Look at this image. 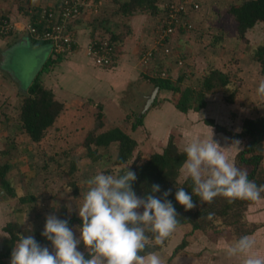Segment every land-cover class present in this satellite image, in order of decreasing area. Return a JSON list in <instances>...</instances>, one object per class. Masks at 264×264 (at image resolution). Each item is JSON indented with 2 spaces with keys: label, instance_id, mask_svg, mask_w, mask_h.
<instances>
[{
  "label": "rangeland",
  "instance_id": "1",
  "mask_svg": "<svg viewBox=\"0 0 264 264\" xmlns=\"http://www.w3.org/2000/svg\"><path fill=\"white\" fill-rule=\"evenodd\" d=\"M169 1L172 0H156L155 5L162 8ZM190 1L198 5V9H190L187 12V21L191 28L186 34L184 33L185 35H173L175 36L174 40L172 38L173 42L166 46L169 48V54H165L163 49L158 48L155 51V60L151 65L149 64L145 72L148 77H167L172 82L182 76L181 89L185 87L197 89L203 76L210 69H217L227 74L228 85L225 88L206 93L205 107L197 112H187V122L180 121L181 113L176 109L171 110L172 114L170 110L160 111L161 108L157 110L164 101L174 105L178 97L169 91L158 90L153 101L154 105L152 103L144 113H142L143 109H137L135 114H128L124 121L116 120L112 114L111 119L107 120L108 122L104 126H98L99 120L95 119L89 130L84 126L69 125L70 128L64 130L66 132H63V121H59L56 128L45 132L39 143L29 146V151L31 153L34 151L35 154L31 159L27 158L28 155L19 154L16 150V152L12 151L20 148L21 145L26 146L28 137L21 129L19 122L20 95L15 87L11 89L8 86L10 82L7 79L10 77L18 79L22 83L20 87L26 89L44 63L48 46H39L34 49L12 48L10 52L2 56L5 58L3 61L0 60V62L2 61L0 75L5 74L8 77H0V151L10 147L12 152L1 153L0 162L10 165L6 177L13 186L15 197H9L0 188V202L4 204L3 212L7 213L6 219L14 217L15 221L17 220V223H10H16L18 226L16 232L18 236L29 234L34 236L35 231L45 226V217L49 214H55L59 218L61 214L78 217L75 208L82 202L83 194L88 188L86 181L90 177L99 172L117 174L119 170L125 171L128 167L132 170L148 159L151 154L161 153L170 136L181 151L188 143L187 141L190 142V139L210 138L211 130L214 140H219L222 145L227 143L230 146L231 141L236 139H232L224 133H217L212 126L204 124L205 119L213 120L215 124L230 132H239L243 119L264 116V98L259 97L256 92L259 83L264 80V76L260 73L259 63L253 58L254 50L264 40L263 24H255L240 38L228 10L231 6H237L245 0ZM104 2L97 23L93 24L95 27H99L102 34L107 36L112 34L118 40L132 36V44L139 47V52L157 47L154 43L159 34V27L156 26L159 17L156 10L144 8L125 17L117 13L119 6L113 0H104ZM51 3L53 0L48 5ZM80 22L81 20L78 22V31H81ZM178 61L181 64H178ZM139 64L142 66L141 62ZM5 84L6 86H4ZM154 88L155 86L150 83L145 98L150 97ZM19 92L21 93V91ZM231 100L232 102L229 103ZM78 114L81 115L79 112ZM96 114L93 113L95 118ZM151 114L152 117L151 120L148 118L147 128L145 126V128L137 127L134 131L131 130L130 124L138 116L144 115L147 118L146 115ZM181 119L183 120L182 117ZM101 120L103 119H100V123ZM116 123L129 132L130 138L136 142L131 158L127 163L116 166L114 160L118 153V146L112 143L106 148H95L94 145H91V149L97 155V160L93 161L87 156V150L83 144L87 133L98 134L100 130L104 131L112 126L110 124ZM189 123L191 124L189 133L182 131L184 128L179 129L173 126L174 124L189 125ZM168 126L173 128L167 132L165 129ZM163 132L167 135H164ZM239 141L241 147L232 146L229 148V156L233 160L237 152L244 147V141ZM18 163L24 165V176L18 173L19 170L16 167ZM237 167L245 169L247 172L251 169L244 166ZM258 168L264 170V158ZM18 176L24 177L23 183L18 182ZM184 180L185 177L179 172L177 182L182 183ZM30 196H33L34 199L31 201L26 199L24 204L19 202L20 198ZM18 210H23L25 217L23 213L12 215V212ZM8 214L11 215L8 216ZM4 224L2 222L0 226ZM224 224L222 219L217 218L213 228L208 227L192 234H189L190 226L177 227L165 240L163 246L158 245L159 250L155 252L160 253L166 264H241L240 259H229L225 249L230 243L243 236V232H246L250 233L248 235L256 241L253 251L264 255V194L261 200L245 205L241 209L239 225ZM14 228H12L13 231ZM2 229L0 227V248L4 242V234L7 233ZM72 229L78 237V227L73 226ZM6 237H9V234ZM182 242L185 243V246L175 252L176 247H179ZM150 244L155 245L154 243ZM47 247L50 251L52 250L51 245ZM5 249L6 247L1 251ZM79 250L84 253L87 251L81 244ZM0 264H9V262L4 260L0 261Z\"/></svg>",
  "mask_w": 264,
  "mask_h": 264
},
{
  "label": "clouds",
  "instance_id": "2",
  "mask_svg": "<svg viewBox=\"0 0 264 264\" xmlns=\"http://www.w3.org/2000/svg\"><path fill=\"white\" fill-rule=\"evenodd\" d=\"M256 92L264 98V80ZM232 146L241 147V142L233 140L230 146L222 145L213 139L212 130L210 138L194 139L184 146L186 158L179 172L192 180L193 187L191 194L183 187L177 188L175 200L185 211L197 206L193 196L204 203H211L216 197L229 202L262 199L264 185L250 181L247 170L236 166L229 156ZM136 180V172L129 167L122 175L99 172L90 177L82 202L75 208L82 221L77 229L79 236L69 227L68 219L49 214L41 235L51 243L52 250L39 244L31 234L20 235L10 264H166L159 252L145 250L150 243L163 246L178 226L176 208L168 199L172 190L157 196L161 186L153 184L147 194L139 197L133 190ZM214 216L209 212L207 219ZM255 243L252 236L243 235L226 247V255L240 259L241 264H264V255L253 251ZM80 244L87 250L88 258L79 250Z\"/></svg>",
  "mask_w": 264,
  "mask_h": 264
},
{
  "label": "trees",
  "instance_id": "3",
  "mask_svg": "<svg viewBox=\"0 0 264 264\" xmlns=\"http://www.w3.org/2000/svg\"><path fill=\"white\" fill-rule=\"evenodd\" d=\"M183 1V0H181ZM92 5H97V12L82 15L83 18L89 24L85 27L88 29V39L92 40L96 46L101 45L103 42L108 43L113 47V63L110 65H94L102 68H112L117 63V57L119 54V46L123 39H115L114 35L110 36L102 34L99 27H95L93 24H96L100 17V12L102 10L104 0H90ZM117 4L118 11L117 13L122 16H129L138 10L144 8H150L151 10H156L157 16L162 15L164 7L158 8L156 0H113ZM169 2H174L169 1ZM167 2V3H169ZM44 7L31 8L29 13V19L36 18L39 11ZM228 14L233 18L236 32L238 37L242 38L244 33L253 28L255 24L262 23L264 26V0H245L237 6H231L228 10ZM87 15V16H86ZM179 17L187 18V14H179ZM0 19H6L11 21L9 17L4 15L0 11ZM13 22V21H12ZM33 22V21H32ZM17 32V31H16ZM13 32L11 35L15 34ZM187 31H184L180 26L177 28L176 32L171 35L169 38V45L173 42L176 34L185 35ZM185 33V34H184ZM10 34L6 37L11 36ZM104 35V36H103ZM175 35V36H173ZM3 37L2 35H0ZM77 37V34H76ZM81 36L78 35V39ZM173 38V40H172ZM34 45H47L49 44L44 41H31ZM50 50V47H49ZM145 51H149L150 54V65L155 60L156 52L153 48L148 50H142L139 54L141 55ZM52 55L49 59L43 64L41 70L38 72L37 76L33 79L31 84L22 91L20 95V106H19V122L23 132L29 137L30 141L33 143H38L42 140L45 132L51 128L56 119L59 117L60 113L63 110V104L55 100L52 92L46 89L39 80V74L43 72H48L50 67H52L57 60H60V56H55L54 53L50 50ZM140 58V57H139ZM253 58L260 65V73L264 76V40L263 42L256 47L254 50ZM145 66V69L149 67ZM143 67V66H142ZM182 76H179L175 82H172L169 78L157 77L151 78L148 77V80L155 88L158 90L169 91L174 95H178L176 102L174 103V108L182 114H186L189 111L197 112L203 107H205V95L214 90L225 88L229 79L226 73H223L217 69H210L206 72L201 80V84L197 89L193 87L180 88L182 82ZM229 101V103H231ZM155 102L153 103V105ZM98 112L96 114V119L99 120L98 126H101L100 119H102L101 107L98 106ZM144 115L138 116L131 123V130L134 131L137 127L142 126ZM102 122V120H101ZM207 126H212L217 133H224L232 139L244 141V147L242 150L238 151L235 155L234 161L237 166L250 167L248 172V179L254 181L257 185H264V170H261L259 167L262 159L264 158V116H259L254 119L245 118L242 121L241 129L239 132H230L224 127H221L213 122L211 119H205L204 122ZM115 143L118 146V153L114 160L116 166L123 165L128 162L132 156V151L136 146V142L130 138L121 128L113 127L111 129L99 132L98 134H93L92 132L87 133L84 140V147L87 150V156L93 161L97 160V155L95 151L91 149V145H94L95 148L102 147L106 148L110 144ZM1 152V151H0ZM1 155V154H0ZM183 151L179 150L176 144L173 142L172 137H168L166 146L162 149L161 153L155 152L150 155L148 159L143 161L141 164L135 166L132 171L136 172L137 180L133 183V190L136 195L139 197L144 196L151 190L153 184H159L161 186V192L156 193L157 196H161L162 192L168 189L172 190V194L168 197L172 201L173 205L176 208L178 217V226H190L189 234L194 233L195 231L205 230L208 227L213 228L214 221L217 218H220L225 223L224 225H239L238 219L240 217L241 209L245 205L253 203V201L248 200H235L229 202L224 197H216L211 203H204L199 200L198 197L193 196V201L197 205L195 208L185 211V209L180 206L175 200V192L177 188L183 187L186 192L191 194L193 182L190 178L185 179L182 183L177 182L179 175V168L185 159ZM240 168V167H239ZM10 170V165L6 162H0V188L3 189L9 197H15V192L13 186L9 179H7V173ZM124 170H119L117 174H123ZM264 193H261L263 196ZM27 200H33L34 197L30 196L28 198H20V203H25ZM209 212L215 213V216L212 220L207 219ZM60 219H68L69 227L73 226L79 227L82 224V221L79 217L71 215L70 217L61 214ZM231 220V221H229ZM229 221V222H227ZM15 224V225H14ZM7 223L3 230L9 234V244L10 247L5 253H0V261L2 259H7L9 264L11 260V253L13 247L15 246L18 235V226L16 223ZM15 227V228H14ZM14 228V231L13 229ZM44 226L34 233L36 241L42 246H49L51 243L44 238L41 233L43 232ZM250 233L243 232V235H248ZM148 235H152L148 233ZM84 246L83 244H81ZM185 243L182 242L179 247H176L174 250L183 248ZM159 250L158 245L149 244L145 252L157 251ZM86 258H88V252L85 253ZM142 255L145 253H141Z\"/></svg>",
  "mask_w": 264,
  "mask_h": 264
},
{
  "label": "crops",
  "instance_id": "4",
  "mask_svg": "<svg viewBox=\"0 0 264 264\" xmlns=\"http://www.w3.org/2000/svg\"><path fill=\"white\" fill-rule=\"evenodd\" d=\"M50 1L51 0H47L46 2L45 0H0V11L4 15L9 17L11 19V22L13 21L19 27H22L29 20V13L31 11V8L47 6ZM79 21L80 20L77 21V28ZM80 23L81 24L79 27L81 28V31H78V35L81 36L78 39L80 45L79 48L74 50L70 55L61 57L60 60H57L56 63L52 67H50L48 72L39 74V80L42 85L52 92L55 100L63 104L62 112L60 113L54 124L51 126V128H56L57 123L59 121H63V132H66L64 130L70 128L69 125L84 126V128L87 130L91 129L90 125L94 124V121L96 119L95 116H93V113L95 114L98 112V106L101 107V112L103 114L101 126H104L105 124H107V120L111 119L112 114V117L116 120L124 121L128 117V114H135L134 112L137 109H144L145 103L148 100V98H145L147 96L150 85L149 81L145 80L147 78V76L145 75L147 69L139 64V47L132 44V36H127L126 38L128 40L124 38L121 41L117 63L114 67H97L93 64V61L86 56L83 49V46L84 44H86L89 37L88 29L85 28L89 23L83 18L81 19ZM39 46L43 45H34L31 40L26 38L23 33H18V31L9 37L0 36V60L3 61L5 57L2 56H4V54H6L7 52H10L12 48L21 47L34 49L35 47ZM51 56L52 55L50 54V50L48 47L47 57L44 58V63ZM2 61L0 62V64L2 63ZM37 74L32 78L31 81H33ZM0 77L6 78L8 76L5 74H1ZM7 80L8 82H10V84L8 83V86H10L11 89H14L15 87L16 91H18V94H20L19 91L22 92L25 90L20 87L22 83L18 79L10 77V79ZM4 86H6V84ZM174 109L175 108L173 104H167L166 101H164L157 110L171 111ZM76 111H78L81 115H77L78 112ZM170 113L172 114V111ZM107 116H109L110 118ZM146 116L147 118H143L142 126L139 127L145 128L146 126L147 128V123L152 117V114ZM180 116L183 118L182 120L180 117V121H188L186 114L181 113ZM190 123L189 125L174 124L173 126L178 127L179 129L184 128L182 131L189 133L188 130L191 129ZM110 125L112 126L110 128H107L106 130L113 127H119L127 135L130 134L122 127H120L118 123ZM51 128H49L48 130H51ZM172 128V126H168L165 130H167L168 132ZM102 131L103 130H100L99 132ZM164 135H167V133H164ZM191 140L192 139H190V141ZM187 142L189 143V141ZM34 144L35 143L31 142L28 137V144L26 146L21 145L20 148L18 147V149H13L12 151L16 150L19 154L28 155L27 158L31 159V157L34 156L33 154H35V152L33 151L34 153H31L28 148L30 145ZM9 151L12 152L11 148L7 147V149H3L0 154H8ZM23 166L24 165H21V163H18L16 165L19 170L18 173L21 176L25 175ZM17 179L19 183H23L24 177L20 178L18 176ZM3 205L4 204L0 202V224L2 222L3 224L10 222L17 223V220L15 221L14 217H12L13 219H6L7 213L4 214ZM16 213H23L25 217L23 210L14 211V213L12 212V215L15 216ZM10 215L8 214V216ZM0 227L4 228L5 224ZM3 241L4 242L2 243V248H0V253H5L10 247L9 237L4 236ZM5 247L6 249L4 251H1V249H4ZM4 260L7 259H2L1 262Z\"/></svg>",
  "mask_w": 264,
  "mask_h": 264
},
{
  "label": "built area",
  "instance_id": "5",
  "mask_svg": "<svg viewBox=\"0 0 264 264\" xmlns=\"http://www.w3.org/2000/svg\"><path fill=\"white\" fill-rule=\"evenodd\" d=\"M90 0H53L39 11L36 18L29 19L22 27L6 19H0V35L7 36L13 32L20 31L31 41H44L49 44L50 50L55 56L64 57L79 48L77 21L82 15L96 13L97 5H92ZM198 9L197 3L183 0L179 2H169L164 5L162 15L158 17L159 34L154 43L165 54H169V38L180 26L184 31L191 28L188 19V11ZM91 12V13H90ZM187 14V18L179 17V14ZM87 16V15H86ZM33 21V22H32ZM79 29V28H78ZM77 34V37H76ZM88 39L84 51L95 65H110L113 63V47L106 42L96 46ZM150 52L145 51L140 55V62L143 67L150 63ZM178 64H181L178 61ZM146 66V67H147ZM162 74V73H161ZM160 74V75H161ZM161 77V76H160ZM165 78V77H162Z\"/></svg>",
  "mask_w": 264,
  "mask_h": 264
},
{
  "label": "water",
  "instance_id": "6",
  "mask_svg": "<svg viewBox=\"0 0 264 264\" xmlns=\"http://www.w3.org/2000/svg\"><path fill=\"white\" fill-rule=\"evenodd\" d=\"M157 91H158V88H154V90L152 91L150 97L148 98V100L145 103V106H144V109H143L142 113L146 112L147 109L149 108V106L152 105Z\"/></svg>",
  "mask_w": 264,
  "mask_h": 264
}]
</instances>
